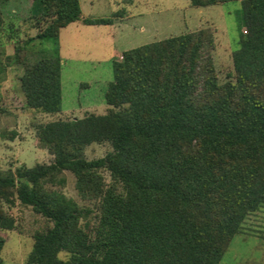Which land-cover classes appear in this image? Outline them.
Segmentation results:
<instances>
[{
  "label": "trees",
  "instance_id": "obj_1",
  "mask_svg": "<svg viewBox=\"0 0 264 264\" xmlns=\"http://www.w3.org/2000/svg\"><path fill=\"white\" fill-rule=\"evenodd\" d=\"M240 1L245 31L232 52L233 79L219 82L209 54L202 55L213 45L209 30L183 32L112 60L107 112L36 124L53 160L15 174L0 171L1 228L13 227L2 202L11 204L14 196L51 221L35 233L29 264H218L245 218L264 207V0ZM31 12L42 25L26 43L57 38L77 20L113 22L84 16L80 0H32ZM14 50V61L23 63V106L60 111V55L24 61L21 47ZM102 141L112 150L83 156L87 144ZM65 170L80 197L94 201L95 220L85 222V232L73 224L92 209L43 185ZM4 241L0 234V264Z\"/></svg>",
  "mask_w": 264,
  "mask_h": 264
},
{
  "label": "rangeland",
  "instance_id": "obj_2",
  "mask_svg": "<svg viewBox=\"0 0 264 264\" xmlns=\"http://www.w3.org/2000/svg\"><path fill=\"white\" fill-rule=\"evenodd\" d=\"M31 4L32 0H0V103L5 108L0 114V171L4 174H15L18 167L53 160V155L38 141L36 124L108 111L104 93L113 78L111 60L121 59L123 50L183 32L209 30L213 45L204 47L202 55L207 58L209 54L210 66L222 82L233 79L232 52L238 48L245 31L240 0L205 6H194L189 0H80L84 16L112 17L113 22L85 24L77 20L61 28L57 38L26 43L42 25L35 23ZM39 8L38 3L34 12ZM15 46L21 47L24 61L60 55L63 63L60 111L46 113L23 106L19 89L23 63L13 59ZM110 150L109 141L92 142L84 147L83 156L94 159ZM101 172L105 181L110 182L109 172ZM43 185L48 191L74 199L84 209H92L73 224L75 230L85 232V222L92 224L95 220L94 201L80 197L74 175L67 170L51 173ZM2 207L14 220L12 228L0 227L5 239L1 250L3 264H29L35 233L45 231L51 221L15 196L11 204L2 202ZM59 256L66 258L68 252L62 251ZM218 264H264V207L245 218L241 231L233 236Z\"/></svg>",
  "mask_w": 264,
  "mask_h": 264
},
{
  "label": "crops",
  "instance_id": "obj_3",
  "mask_svg": "<svg viewBox=\"0 0 264 264\" xmlns=\"http://www.w3.org/2000/svg\"><path fill=\"white\" fill-rule=\"evenodd\" d=\"M115 54V52H114ZM111 63H112V60H111ZM62 58H61V66H62ZM61 81H62V101H63V80H62V67H61ZM106 84V83H105ZM19 89H20V86H19ZM20 92H21V89H20ZM22 94V92H21ZM62 113V112H61ZM72 117H76L75 115H73ZM58 119V118H57Z\"/></svg>",
  "mask_w": 264,
  "mask_h": 264
}]
</instances>
